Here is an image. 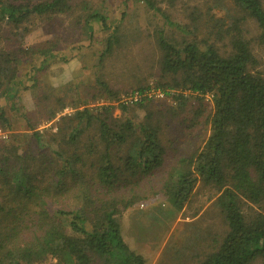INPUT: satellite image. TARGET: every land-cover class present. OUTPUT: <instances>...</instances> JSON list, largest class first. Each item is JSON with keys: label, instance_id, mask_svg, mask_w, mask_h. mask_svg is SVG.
I'll use <instances>...</instances> for the list:
<instances>
[{"label": "trees", "instance_id": "obj_1", "mask_svg": "<svg viewBox=\"0 0 264 264\" xmlns=\"http://www.w3.org/2000/svg\"><path fill=\"white\" fill-rule=\"evenodd\" d=\"M133 1L123 0V15ZM141 1L163 22L155 31L156 88L180 91L173 95L178 108L188 101L185 92L197 97L199 107L208 95L212 103L203 122L207 136L190 154L172 158L170 167L163 141L170 120L152 99L143 95L135 105L122 102L124 90L98 74V93L67 100L66 86L42 79L48 57L57 60L55 48L23 46L31 19L70 13L75 0H0V130L9 132V139L0 138V264H148L122 233V210L163 194L181 212L199 184L218 194L216 204L227 225L199 264L264 262V66L255 51L264 45V0H205L210 17L203 37L198 35L200 7L191 12L189 26L162 9L164 0ZM216 9H226L230 20ZM93 21L110 27L105 14L88 10L81 24L89 40ZM250 22L255 33L248 37ZM172 30L185 37L177 39ZM127 37L116 25L99 62ZM3 40L10 44L1 45ZM28 60L34 62L24 73L29 86L20 76ZM25 89L32 95L30 110L25 98L20 100ZM146 89L139 85L127 94ZM102 96L108 103L91 106ZM116 103L121 117L113 115ZM68 106L73 113L60 115L55 130L38 128ZM136 109H144L142 119ZM198 111L204 114L197 108L195 117ZM18 116L23 129L16 128Z\"/></svg>", "mask_w": 264, "mask_h": 264}, {"label": "rangeland", "instance_id": "obj_2", "mask_svg": "<svg viewBox=\"0 0 264 264\" xmlns=\"http://www.w3.org/2000/svg\"><path fill=\"white\" fill-rule=\"evenodd\" d=\"M75 3L70 13L57 14L51 19L37 17L27 23L29 29L23 40L24 47L43 44L51 49L55 48L57 52L56 61L48 57V72L46 74L45 71L42 79L53 87L66 86L67 100L74 98L80 101L98 93L99 86H97L96 77L101 74L113 88L124 90L121 93L122 102L131 103L129 105L136 103L125 100L124 96L130 94H127V91L136 89L139 85H145L146 93L151 92V96L148 97L166 116L165 120H170L163 134V141L167 144L170 155L167 167L174 164L172 158L176 159L177 155H188L201 145V140L207 136L203 122L205 114L212 106L210 96H205L204 106L199 107L197 97L190 92H185L188 101L186 105L178 108L179 101L173 95L180 91L170 90L164 95L157 92L156 82L159 72L156 61L158 52L155 48V31L163 25L160 14L149 9L141 0L133 1L125 15L122 14L124 12L123 0H75ZM206 3L205 0H175L174 3L164 0L159 5L170 14L174 21L187 23L189 26L192 20L191 12H196L195 6L200 7L202 18L199 21L198 35L203 37L210 17L206 15L207 4L212 1L209 0ZM229 7L224 8L229 9ZM90 9L99 10L105 14L110 26L108 29H103L100 22L93 21L94 35L91 40L81 24L85 12ZM215 12L225 21L230 20V13L226 9H216ZM250 23L251 31L248 37L255 33V28L252 22ZM116 25L121 30V34L128 37L114 50L113 54L104 58L103 63H100L107 39ZM165 30L166 33L171 34L168 26H165ZM172 31L177 39L185 37L181 33ZM6 44L10 43L6 40L1 43L3 46ZM217 45L222 47L221 43L217 42ZM255 51L261 58L263 62L261 67H263L264 45L255 46ZM37 63L36 68L40 65L39 62ZM33 64L32 60L23 63L20 76L24 77V73H28ZM24 78V82L29 86L31 84L29 75ZM22 93L21 102L25 98L24 105L28 106L29 110L32 109L31 93L27 89ZM0 102L4 105L2 99ZM105 103L108 101L104 96L90 102L91 106H101ZM170 105H173V108ZM116 106L113 115L121 117L122 113L118 103ZM197 108L204 109V114L198 111L195 117L194 109ZM73 111L72 106H68L52 121L41 122L38 128H54L60 115H69ZM135 114L142 119L145 111L136 109ZM15 120L21 121L19 126L17 123L16 128L23 129L24 119L18 116ZM182 120L185 122L183 123ZM193 122L194 126L185 130ZM0 138L9 139V132L0 130ZM217 195L213 188L199 184L191 202L185 206L183 211L176 212L163 194H151L132 207L122 210V233L131 247L146 257L148 264H199L208 253L216 248V241L220 240L227 231V225L216 204ZM246 207L247 205H244L245 211L248 210ZM263 263L258 260L253 264Z\"/></svg>", "mask_w": 264, "mask_h": 264}, {"label": "built area", "instance_id": "obj_3", "mask_svg": "<svg viewBox=\"0 0 264 264\" xmlns=\"http://www.w3.org/2000/svg\"><path fill=\"white\" fill-rule=\"evenodd\" d=\"M157 92H159L160 94L164 95L165 92H163L162 90L158 89ZM143 95H147V96H151V92L150 93H146V91L143 94H140L139 92H135L134 94H129L127 96H124L125 100H130L132 102H137L140 101L142 99Z\"/></svg>", "mask_w": 264, "mask_h": 264}]
</instances>
